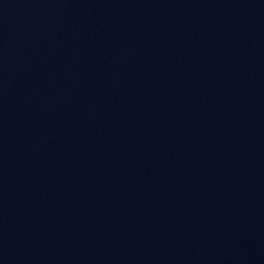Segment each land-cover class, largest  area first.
I'll return each mask as SVG.
<instances>
[{"label":"water","instance_id":"1","mask_svg":"<svg viewBox=\"0 0 264 264\" xmlns=\"http://www.w3.org/2000/svg\"><path fill=\"white\" fill-rule=\"evenodd\" d=\"M0 264H264V0H0Z\"/></svg>","mask_w":264,"mask_h":264}]
</instances>
